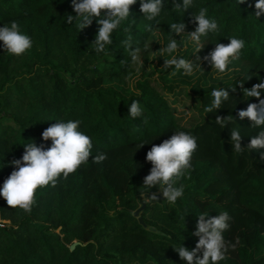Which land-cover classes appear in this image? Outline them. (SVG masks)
Here are the masks:
<instances>
[{"label": "trees", "instance_id": "1", "mask_svg": "<svg viewBox=\"0 0 264 264\" xmlns=\"http://www.w3.org/2000/svg\"><path fill=\"white\" fill-rule=\"evenodd\" d=\"M254 3L195 0L183 12L169 0L158 22L145 20L137 3L114 31L112 45L96 53L91 44L99 25L93 19L79 32L65 21L75 15L71 0H0V26L17 21L33 40L20 56L0 49V163L5 165L0 185L13 170L8 162L23 153L20 143L50 146L41 133L57 120H81V131L93 138V155L106 154L101 164L91 162L90 155L66 179L37 189L30 212L0 197V219L12 224L0 228V264H183L173 247H195L198 237L191 233L201 211L209 216L227 211L231 217L224 236L236 247L221 264H264V161L257 151L236 153L230 143L233 127L241 130L242 147L260 131L237 115L257 100L243 96L242 89L264 80V15L252 16ZM202 6L219 31L202 41L198 53L187 44L181 56L202 58L215 43L228 44L227 37L236 36L245 41L231 65L236 73L204 89L166 83L163 65L170 56L161 48L172 35L169 24L183 21L185 33L193 31L192 13ZM129 39L140 48L137 61L125 46ZM208 66L201 63L203 70ZM213 87L235 90L228 89L231 96L222 108L205 113ZM133 100L147 123L128 115ZM231 115L237 121L225 128L215 121ZM175 131L190 132L198 148L190 176L181 181L183 196L169 204L143 180L151 168L147 151ZM141 140L150 143L136 149ZM153 193L162 198L143 197ZM142 203L141 224L133 212Z\"/></svg>", "mask_w": 264, "mask_h": 264}, {"label": "clouds", "instance_id": "2", "mask_svg": "<svg viewBox=\"0 0 264 264\" xmlns=\"http://www.w3.org/2000/svg\"><path fill=\"white\" fill-rule=\"evenodd\" d=\"M168 2L169 0H71L75 15H67L65 21L75 24L80 32L90 25L93 19H96L99 27L91 46L94 52L104 53L113 43L114 31L129 19L131 5L139 3L145 20L158 22ZM245 2L246 0H236L237 5ZM194 5L195 0H173V8L177 11L184 12L188 8H193ZM254 9L255 14L251 15L256 19L264 15V0H255ZM191 21L196 26L193 31L187 33H185L186 24L183 21L169 24V32L172 36L161 48V53H167L170 56L164 63L165 68H170V76H175L177 73L191 76L194 72L203 70L202 62L209 64L211 70H215L217 75L230 73L231 65L240 58L241 50L245 47V41L239 37L228 36V44L215 43L214 49L202 58L197 55L195 60H191L177 55L178 49L183 50L188 43H191L193 53H198L205 46L202 41L219 31L217 20L208 14L206 7L202 6L197 12H193ZM176 35L180 38H175ZM124 43L132 60L137 61L140 48L132 47L130 39ZM32 47V38L21 31L17 21L3 23L0 26V49L4 52L20 56ZM146 48L147 45H145ZM228 89L235 90L213 87L211 104L204 108V112L210 113L213 109H220L229 102L231 95ZM242 91L243 96L255 97L257 100L248 103L247 107L239 110L237 115L240 120L248 118L251 127L259 128L260 131L257 136L250 138L246 147H242L241 130L233 127L230 132V143L236 153L244 150L249 153L257 151L259 159L264 161V151H260L264 149V96H262L264 80L250 89L243 88ZM127 110L132 119L141 118L147 123V118L144 117L143 109L138 101L133 100ZM233 118L232 115L224 118L217 116L215 121L225 128ZM234 119L237 121L236 118ZM81 123L79 119H69L57 120L56 123L50 124L41 133L43 141H51L48 147H45L43 143L37 145L35 140L20 143L23 146V153L19 158L8 162L13 170L0 185V197L6 201L7 205L30 212L35 202L37 189L55 186L58 179H66L81 165L88 163L90 155H92L91 162L96 164H101L106 159L105 153L93 155V138L81 131ZM149 143L147 140H141L135 148L139 149ZM197 148L196 137L185 131H175L158 145L152 144L146 153V161L151 163V168L149 174L144 177L143 185L148 189L155 186L162 194L164 201L175 204L184 194V184L181 181L190 176L191 160ZM2 159L3 154H0V160ZM4 166L0 163V168ZM178 182L181 183L178 184ZM152 198L157 199L156 193H153ZM195 218L194 231L191 233L192 236L198 237L195 247L189 249L180 244L173 247L174 250L183 264H221L226 259L229 249L236 247L235 243L226 240L224 236V232L230 227L229 213L221 211L215 216H209V212L201 211ZM5 226L12 227L11 221L0 219V228Z\"/></svg>", "mask_w": 264, "mask_h": 264}, {"label": "rangeland", "instance_id": "3", "mask_svg": "<svg viewBox=\"0 0 264 264\" xmlns=\"http://www.w3.org/2000/svg\"><path fill=\"white\" fill-rule=\"evenodd\" d=\"M171 36L172 35H170L168 37V39L171 38ZM185 36H186V34H185ZM175 38L179 39L180 37H179V35H176ZM179 42L180 41L178 40V44H179ZM188 44L191 45V43H188ZM186 47H184L183 50L178 49L177 55L181 56L183 54V52L186 50ZM165 54H167V53H164V55ZM231 68H232V71L230 73H225V74H221V75H217L215 70H211V66H208L200 72H194L191 76L181 75L180 73H177L175 76H170V74H169L170 69L164 67V71L167 72V75H168L167 76L168 79H166L165 82L166 83H179V84H182V86H184V87L186 86L187 89H190L193 84H198L197 85L198 88L204 89V88H208L211 85H214L216 83H223V82H227V81L231 80L233 75L236 73L235 70L237 69V68L232 67V66H231ZM196 93H198V92H196Z\"/></svg>", "mask_w": 264, "mask_h": 264}, {"label": "water", "instance_id": "4", "mask_svg": "<svg viewBox=\"0 0 264 264\" xmlns=\"http://www.w3.org/2000/svg\"><path fill=\"white\" fill-rule=\"evenodd\" d=\"M152 195H153V194H144L143 197L146 198V199H151V198H152ZM156 196H157V198H162L161 194H159V193H157ZM143 207H144V203H142V204L140 205V207L137 208V209L133 212V216L137 217V218H138V221H139L141 224H142L143 222H142L141 218L138 216V214H139V211H140ZM149 229H150V230H153V228H151V227H150Z\"/></svg>", "mask_w": 264, "mask_h": 264}]
</instances>
